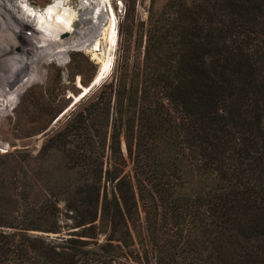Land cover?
Masks as SVG:
<instances>
[{
	"label": "trees",
	"instance_id": "trees-1",
	"mask_svg": "<svg viewBox=\"0 0 264 264\" xmlns=\"http://www.w3.org/2000/svg\"><path fill=\"white\" fill-rule=\"evenodd\" d=\"M143 35L0 151V264H264V0H165Z\"/></svg>",
	"mask_w": 264,
	"mask_h": 264
},
{
	"label": "rangeland",
	"instance_id": "rangeland-1",
	"mask_svg": "<svg viewBox=\"0 0 264 264\" xmlns=\"http://www.w3.org/2000/svg\"><path fill=\"white\" fill-rule=\"evenodd\" d=\"M164 1L109 0L116 20V41L111 50L110 66L96 83L82 93L86 84L80 82L79 74L85 80L98 68L99 62L87 46L96 49L104 45L102 33L107 20V4L101 0H0V18L14 19L16 25L25 31L23 35H17L0 26V143L3 144L0 151L14 144L35 152L43 140L42 133L58 127L83 95L91 93L101 80L111 76L120 61L119 55L134 52L132 40L143 41L148 10L158 9ZM50 4L65 8V12L69 11L67 13H71L73 18L62 26L55 39L47 42L35 29L37 24L32 14ZM74 19L79 20L77 27H81L72 30L70 24ZM130 27L132 31L128 36ZM63 32H66L63 38L59 37ZM16 38H22L24 42L20 43ZM71 52L75 53L70 57ZM76 70L80 73H75ZM44 104L48 108L61 106L62 109L44 129L24 136L47 120L48 114L39 112L46 108ZM59 221V232H33L57 241L59 236H67L70 230L76 228L65 224L69 220L64 217L63 211ZM101 237L102 233H99L98 239Z\"/></svg>",
	"mask_w": 264,
	"mask_h": 264
},
{
	"label": "bare ground",
	"instance_id": "bare-ground-1",
	"mask_svg": "<svg viewBox=\"0 0 264 264\" xmlns=\"http://www.w3.org/2000/svg\"><path fill=\"white\" fill-rule=\"evenodd\" d=\"M101 2H103L105 5L107 4V6L105 7V11H106L105 16H106L107 20H106L105 27H103L104 32L102 33L104 45L99 46L96 49H93V48L87 46L88 49L91 51L92 56L95 57L99 62L98 68H97V73L95 75L94 80H92L95 83L103 76V74L106 73V71L108 70V68L110 66L111 56H112L111 50H112V47L114 44L115 32H116L115 31V24H116L115 21L116 20H115V14H114L112 5L109 2V0H101ZM42 8H44V6ZM65 10H66L65 8L64 9L59 8L58 5L56 6L55 4H50L44 10H40L39 12L32 14V17L35 18L34 20H35V23L37 24L35 29H37L41 33V36L43 37L44 41H47V42L51 41L55 37V35H57V33L62 29V26L63 25L65 26L68 23V20L71 19V17H72L71 13H67L69 11L65 12ZM75 20H77V22L79 23L78 19H75ZM53 23H55L56 26H52ZM16 24L17 23H15L14 19L9 20L6 17H5V19L0 18V26L1 27L6 28V29L9 28L8 30L12 34L18 35L20 33L23 35V33L25 31L23 29H21V27H18ZM70 27L72 30H75V29L80 28L81 26L73 27L70 24ZM24 37H23V39H25ZM59 37L63 38V36H60V35H59ZM56 38H58V37H56ZM16 39L20 43L24 42V40L22 38H16ZM26 41H29V39ZM87 47H86V49H87ZM86 91H87V87H85L82 90V93H85Z\"/></svg>",
	"mask_w": 264,
	"mask_h": 264
},
{
	"label": "water",
	"instance_id": "water-1",
	"mask_svg": "<svg viewBox=\"0 0 264 264\" xmlns=\"http://www.w3.org/2000/svg\"><path fill=\"white\" fill-rule=\"evenodd\" d=\"M71 25H72L73 27H76V26L78 25L77 20H75V19L72 20ZM65 33H66V32L60 33V36H64ZM96 73H97V68H96V71H95V73L93 74L92 78H91L90 81H89L90 83H87V84H86L87 90H88V89H89V88L95 83V82H93L92 80H94ZM122 148L124 149V144H123V142H122Z\"/></svg>",
	"mask_w": 264,
	"mask_h": 264
}]
</instances>
